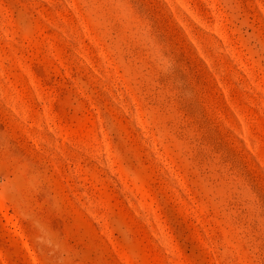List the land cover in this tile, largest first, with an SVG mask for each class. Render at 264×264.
<instances>
[{"label":"rangeland","instance_id":"rangeland-1","mask_svg":"<svg viewBox=\"0 0 264 264\" xmlns=\"http://www.w3.org/2000/svg\"><path fill=\"white\" fill-rule=\"evenodd\" d=\"M0 264H264V0H0Z\"/></svg>","mask_w":264,"mask_h":264}]
</instances>
